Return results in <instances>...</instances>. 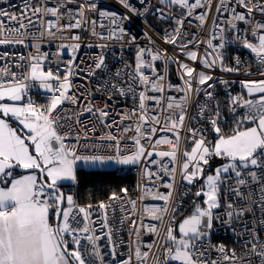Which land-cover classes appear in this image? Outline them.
<instances>
[{
    "label": "snow or ice",
    "instance_id": "1",
    "mask_svg": "<svg viewBox=\"0 0 264 264\" xmlns=\"http://www.w3.org/2000/svg\"><path fill=\"white\" fill-rule=\"evenodd\" d=\"M116 2L0 7V264H264V0ZM149 14L169 47L127 30ZM130 167L134 192L62 191Z\"/></svg>",
    "mask_w": 264,
    "mask_h": 264
},
{
    "label": "built area",
    "instance_id": "2",
    "mask_svg": "<svg viewBox=\"0 0 264 264\" xmlns=\"http://www.w3.org/2000/svg\"><path fill=\"white\" fill-rule=\"evenodd\" d=\"M93 2L97 3L98 5H103L105 10H109V11H112V12L123 13L125 11L116 2V0H93ZM131 2L133 4H136L137 0H131ZM150 2L155 4L156 0H150ZM9 5L16 6V7H12L10 10L17 12V14H18L19 7L23 5V0H9L8 4H0V7L8 8ZM148 16H151V17L155 18V14H149ZM147 17H140V18L133 17L131 22H127L126 23L127 30H129L131 32L132 36L136 37L137 42L140 45H142V46L148 44V41H147V39L144 36V34L147 33L149 36H151V38L154 41H156L162 47H169V46L163 45L162 39H161V37L164 34V29L168 28L170 26L169 23L168 22H161L160 20L157 19V21H159V27L157 28V30H155V29L151 28L147 24V22H146V18ZM195 23L196 22L193 21V25H195ZM193 25H187L186 26L188 31L191 32V33H198L199 30L196 27H194ZM240 27L243 29L246 26L241 25ZM33 31H34V29H33ZM205 34H206V32H205ZM81 35H82V42L83 43L87 44V43L90 42L87 32H84ZM241 35H244L243 31H241ZM56 43L57 42H51L49 44L48 42H45L44 47H43L42 50L54 53L55 48H56ZM230 50L232 52V55H237L238 54V55H240L241 59L244 60V61H247L249 59V54L246 51H243V50L235 48V47H231ZM0 51H4V49L0 48ZM7 51L10 52V53L17 54V55H19V54L27 55L29 49L24 48V47H20V46H11V47L7 48ZM93 51H95V49H87V48L82 49V53H91ZM126 56L130 57V52H126ZM66 58L67 57L65 56V59ZM217 75H226V74H222V73L217 72ZM242 78H244V77H236V79H242ZM253 78H256V77H253ZM170 79H171V82L174 83V84L178 82L177 81L176 72H175V66H173V68H172ZM74 82L75 83H80L79 80H76ZM234 88H235V91H239V85L238 84L235 85ZM29 94L33 95L32 98L34 100H37L38 102H44L42 93L30 92ZM99 99L100 98L97 97L98 101H99ZM123 105H124V102L121 101V106H123ZM127 107H131V100H129L127 102ZM113 131H115V129ZM116 175H118V176L131 175L133 177L134 181H133V187H132V189L130 191L134 192L135 185H136V179H137V168H135V167L125 168V169H123L121 171H117ZM76 188H77V186H73L72 187V194H74L76 196L77 200H78L77 192H76L77 189ZM162 191H163V189H162ZM78 202L81 203L80 201H78ZM146 203H148L149 205H154V204H158L160 202L147 201ZM184 207H185V209H187V204H185ZM122 238L125 241V245L122 246V250L126 252L127 251V242H128V239H129L128 233H127L126 230H125ZM150 239L151 238L148 237V236L142 237L141 238L142 245H143V242H148V241H150ZM213 242L214 243H224L229 248L233 247V245H234V240H233L232 236L228 232H225L223 230H220L219 232L214 234Z\"/></svg>",
    "mask_w": 264,
    "mask_h": 264
},
{
    "label": "trees",
    "instance_id": "3",
    "mask_svg": "<svg viewBox=\"0 0 264 264\" xmlns=\"http://www.w3.org/2000/svg\"><path fill=\"white\" fill-rule=\"evenodd\" d=\"M147 24L157 30L159 27V21L157 19L148 16L146 18ZM133 177L118 176L116 172L111 174L102 175H86L81 177V183L77 186V197L81 203H86L91 200L97 202L99 200L107 198V195L113 190H118L121 187H128L130 190L133 187ZM73 186L62 184V190L66 192V187ZM72 193V191H70Z\"/></svg>",
    "mask_w": 264,
    "mask_h": 264
},
{
    "label": "crops",
    "instance_id": "4",
    "mask_svg": "<svg viewBox=\"0 0 264 264\" xmlns=\"http://www.w3.org/2000/svg\"><path fill=\"white\" fill-rule=\"evenodd\" d=\"M30 92H38V90H37L36 88H32V89H30L29 93H30ZM29 95H30V94H29ZM30 96L33 97V95H30ZM9 123H10V125H11L12 127H17V124H16L15 121L10 120Z\"/></svg>",
    "mask_w": 264,
    "mask_h": 264
},
{
    "label": "rangeland",
    "instance_id": "5",
    "mask_svg": "<svg viewBox=\"0 0 264 264\" xmlns=\"http://www.w3.org/2000/svg\"><path fill=\"white\" fill-rule=\"evenodd\" d=\"M217 163H218V161H217ZM63 184H64V185H71V183H69V182H64ZM70 191H71V186H70V187H66V192H65V194H69ZM71 194H72V193H71Z\"/></svg>",
    "mask_w": 264,
    "mask_h": 264
},
{
    "label": "clouds",
    "instance_id": "6",
    "mask_svg": "<svg viewBox=\"0 0 264 264\" xmlns=\"http://www.w3.org/2000/svg\"><path fill=\"white\" fill-rule=\"evenodd\" d=\"M72 187H73V186H71V191H72ZM76 189H77V188H76Z\"/></svg>",
    "mask_w": 264,
    "mask_h": 264
},
{
    "label": "water",
    "instance_id": "7",
    "mask_svg": "<svg viewBox=\"0 0 264 264\" xmlns=\"http://www.w3.org/2000/svg\"><path fill=\"white\" fill-rule=\"evenodd\" d=\"M63 191V190H62Z\"/></svg>",
    "mask_w": 264,
    "mask_h": 264
}]
</instances>
